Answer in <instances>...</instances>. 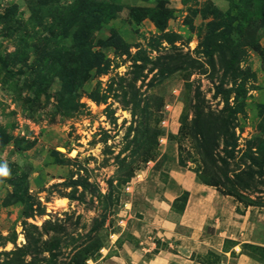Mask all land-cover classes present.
Returning <instances> with one entry per match:
<instances>
[{
    "label": "rangeland",
    "instance_id": "1",
    "mask_svg": "<svg viewBox=\"0 0 264 264\" xmlns=\"http://www.w3.org/2000/svg\"><path fill=\"white\" fill-rule=\"evenodd\" d=\"M227 92L229 170L252 171L231 199L263 240L264 0H0V264H97L160 195L176 220L168 170L202 169L182 119Z\"/></svg>",
    "mask_w": 264,
    "mask_h": 264
},
{
    "label": "crops",
    "instance_id": "2",
    "mask_svg": "<svg viewBox=\"0 0 264 264\" xmlns=\"http://www.w3.org/2000/svg\"><path fill=\"white\" fill-rule=\"evenodd\" d=\"M168 172L174 188L187 193L178 218L169 217L171 202L160 195L149 218L142 215L129 227L134 243L107 250L97 264H264V259L244 249L264 248V238L258 239L255 224L231 197L197 182L190 171L171 166ZM166 194L167 199L177 198L170 189Z\"/></svg>",
    "mask_w": 264,
    "mask_h": 264
},
{
    "label": "trees",
    "instance_id": "3",
    "mask_svg": "<svg viewBox=\"0 0 264 264\" xmlns=\"http://www.w3.org/2000/svg\"><path fill=\"white\" fill-rule=\"evenodd\" d=\"M99 11L105 17H112V9L107 4L98 5ZM91 12V11H88ZM87 16V15H86ZM84 43L88 45L85 41ZM88 54L87 58L92 57ZM217 89V88H216ZM226 93L224 107L219 110H211L209 107L205 110V102L197 95L193 107L192 118L188 121L183 117L181 122V137H188L192 147L197 150L200 156L202 169L194 171L196 179L204 185L214 187L221 195L230 196L239 202L245 201L244 190L250 186L252 171L241 170L236 166L235 170H229L230 162L234 160V153L237 147L234 133L236 114L240 113L237 108H232L228 104V95ZM238 96L235 99L238 100ZM260 149H264V138L259 142ZM221 146V150L219 147ZM224 155L221 157L220 155ZM260 157H263L261 155ZM187 158V157H186ZM187 159L178 157V165L185 167ZM238 171L232 176L233 181L229 179L231 172ZM247 175V179L242 178ZM86 254L88 251H85ZM88 256L81 259L79 264H84ZM5 264H20L18 262H8Z\"/></svg>",
    "mask_w": 264,
    "mask_h": 264
},
{
    "label": "clouds",
    "instance_id": "4",
    "mask_svg": "<svg viewBox=\"0 0 264 264\" xmlns=\"http://www.w3.org/2000/svg\"><path fill=\"white\" fill-rule=\"evenodd\" d=\"M9 175V170L6 165H0V176Z\"/></svg>",
    "mask_w": 264,
    "mask_h": 264
},
{
    "label": "built area",
    "instance_id": "5",
    "mask_svg": "<svg viewBox=\"0 0 264 264\" xmlns=\"http://www.w3.org/2000/svg\"><path fill=\"white\" fill-rule=\"evenodd\" d=\"M167 108H168V107H167ZM165 123H166V122H165V121H163V122H162V125H164Z\"/></svg>",
    "mask_w": 264,
    "mask_h": 264
}]
</instances>
